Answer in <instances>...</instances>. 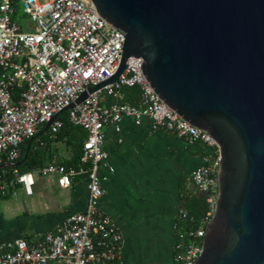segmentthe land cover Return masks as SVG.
Listing matches in <instances>:
<instances>
[{
	"label": "built area",
	"instance_id": "1",
	"mask_svg": "<svg viewBox=\"0 0 264 264\" xmlns=\"http://www.w3.org/2000/svg\"><path fill=\"white\" fill-rule=\"evenodd\" d=\"M18 6L30 18L24 26L13 19ZM123 34L90 0H0V165L5 164L0 166V198L14 195L18 186L32 193L33 173L55 175L61 187H70L79 175L87 178L84 210L69 214L35 241L18 237L1 242L0 264L117 262L123 238L116 221L100 209L103 188L99 171L108 166L104 125L112 123L118 131L123 118L136 124L147 118L153 130L171 132L188 142L199 139L216 148L213 156H201V163L189 174L197 190L206 196L207 216L198 228L176 235L173 243L176 264H193L198 258L219 194L218 143L164 103L142 73L140 56L126 59L115 83L89 91L117 70ZM133 84L141 87L139 104L120 101L123 93L119 88ZM84 92L86 97L76 102ZM104 93L119 101L104 104ZM72 103L73 107L63 110ZM63 112L71 124L87 132L80 164L66 166L52 159L33 171H19L13 164L20 160L21 145L55 115L48 129L56 133ZM179 216L183 221L189 219L183 209ZM189 236L198 241H186Z\"/></svg>",
	"mask_w": 264,
	"mask_h": 264
},
{
	"label": "water",
	"instance_id": "2",
	"mask_svg": "<svg viewBox=\"0 0 264 264\" xmlns=\"http://www.w3.org/2000/svg\"><path fill=\"white\" fill-rule=\"evenodd\" d=\"M90 1L124 39L115 73L89 91L140 56L164 103L218 143L216 209L193 264H264V0Z\"/></svg>",
	"mask_w": 264,
	"mask_h": 264
},
{
	"label": "crops",
	"instance_id": "3",
	"mask_svg": "<svg viewBox=\"0 0 264 264\" xmlns=\"http://www.w3.org/2000/svg\"><path fill=\"white\" fill-rule=\"evenodd\" d=\"M119 126L117 131L112 123L104 125L103 146L113 170L101 166L99 171L100 209L116 221L123 238L115 264H176L174 225L181 219L184 196L198 191L189 174L201 163V156L190 154L186 141L173 133L153 130L147 118L140 124L123 118ZM51 148L46 163L71 156L63 141L53 142ZM34 174L32 193L18 186L14 195L0 198V243L18 237L35 241L86 207L85 175L75 177L70 187H61L55 175ZM18 193L23 202L7 201Z\"/></svg>",
	"mask_w": 264,
	"mask_h": 264
},
{
	"label": "trees",
	"instance_id": "4",
	"mask_svg": "<svg viewBox=\"0 0 264 264\" xmlns=\"http://www.w3.org/2000/svg\"><path fill=\"white\" fill-rule=\"evenodd\" d=\"M19 8L20 7L18 6L17 11ZM119 91L123 93V97L120 101L134 105L139 104L142 92L141 87L138 84L123 85L119 88ZM115 101L119 100H116L112 95L104 93V104H110ZM60 118L62 120V124L56 133H52L50 129L44 131L43 127L36 132L33 136L27 158L23 163L17 165L19 171H33L44 166L48 159L52 156V151H54L53 148H51V144L57 141L65 142L67 147L71 150L70 158L61 162L66 166L73 167H77L80 164L82 145L87 132L83 127L71 124L65 112L60 115ZM40 140L41 142L39 144L38 141ZM26 143L27 141L21 145V154L19 159H21L24 154ZM186 147L192 155L211 157L216 152V148L214 146H210L199 139H195L192 142L186 141ZM183 210L188 212L189 219L187 221L180 219L177 222V235L186 231L194 230L202 225V222L209 211V204L206 200V196L199 191L186 194L183 200ZM185 240L198 241V239L192 236L185 237Z\"/></svg>",
	"mask_w": 264,
	"mask_h": 264
},
{
	"label": "rangeland",
	"instance_id": "5",
	"mask_svg": "<svg viewBox=\"0 0 264 264\" xmlns=\"http://www.w3.org/2000/svg\"><path fill=\"white\" fill-rule=\"evenodd\" d=\"M13 19H14V21L18 22L21 26H24L25 23H29V20H30L29 16L24 14L21 7L18 9L16 15L13 16ZM36 176L37 175L33 173V177L35 179L37 178ZM20 200H22V202H23L24 196L19 195V193H18V195H15L12 198L7 199V201H9L12 204L18 203V202H20Z\"/></svg>",
	"mask_w": 264,
	"mask_h": 264
}]
</instances>
